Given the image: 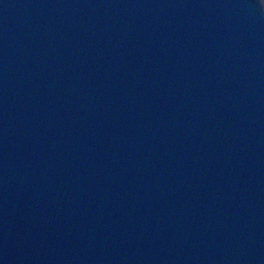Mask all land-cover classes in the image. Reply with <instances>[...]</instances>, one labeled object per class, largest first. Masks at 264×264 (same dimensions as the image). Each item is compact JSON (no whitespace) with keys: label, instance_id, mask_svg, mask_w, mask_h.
I'll use <instances>...</instances> for the list:
<instances>
[{"label":"water","instance_id":"water-1","mask_svg":"<svg viewBox=\"0 0 264 264\" xmlns=\"http://www.w3.org/2000/svg\"><path fill=\"white\" fill-rule=\"evenodd\" d=\"M264 0H0V264H264Z\"/></svg>","mask_w":264,"mask_h":264},{"label":"clouds","instance_id":"clouds-1","mask_svg":"<svg viewBox=\"0 0 264 264\" xmlns=\"http://www.w3.org/2000/svg\"><path fill=\"white\" fill-rule=\"evenodd\" d=\"M262 7H264V6H262Z\"/></svg>","mask_w":264,"mask_h":264}]
</instances>
